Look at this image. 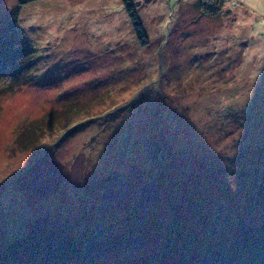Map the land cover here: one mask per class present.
Returning <instances> with one entry per match:
<instances>
[{"label":"rangeland","instance_id":"obj_1","mask_svg":"<svg viewBox=\"0 0 264 264\" xmlns=\"http://www.w3.org/2000/svg\"><path fill=\"white\" fill-rule=\"evenodd\" d=\"M132 2L0 0V264H264V0Z\"/></svg>","mask_w":264,"mask_h":264},{"label":"trees","instance_id":"obj_2","mask_svg":"<svg viewBox=\"0 0 264 264\" xmlns=\"http://www.w3.org/2000/svg\"><path fill=\"white\" fill-rule=\"evenodd\" d=\"M19 1H22V0H19ZM123 6H124V9L128 15V18L132 24V27H133V30L135 31L136 35L138 37L142 36V29H141V24L139 22V19H138V15H137V12L135 10V6L132 2V0H121ZM49 116L50 117V121H52V117L50 116V114H46L45 118ZM48 118V117H47ZM46 118V119H47ZM52 123V122H51ZM50 126H54V124L52 123L51 125L50 124H47V127H50Z\"/></svg>","mask_w":264,"mask_h":264}]
</instances>
